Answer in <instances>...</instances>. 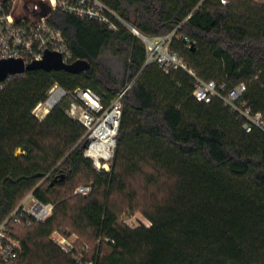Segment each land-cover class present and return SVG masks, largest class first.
Returning a JSON list of instances; mask_svg holds the SVG:
<instances>
[{
  "label": "trees",
  "instance_id": "trees-1",
  "mask_svg": "<svg viewBox=\"0 0 264 264\" xmlns=\"http://www.w3.org/2000/svg\"><path fill=\"white\" fill-rule=\"evenodd\" d=\"M102 1L145 36L175 32L170 47L189 70L224 94L246 83L237 103L264 113V2ZM54 22L90 68L32 69L0 89V224L31 192L55 204L22 233L10 221L23 244L18 264H76L52 239L65 224L92 237L96 264H264V130L247 132L219 97L198 101L188 70L147 64L143 39L123 23L113 31L74 15ZM56 83L92 89L105 108L126 90L110 171L85 156L87 129L67 100L42 121L34 115ZM78 180L91 182L89 195L75 194ZM115 195L151 226L120 222Z\"/></svg>",
  "mask_w": 264,
  "mask_h": 264
},
{
  "label": "built area",
  "instance_id": "built-area-1",
  "mask_svg": "<svg viewBox=\"0 0 264 264\" xmlns=\"http://www.w3.org/2000/svg\"><path fill=\"white\" fill-rule=\"evenodd\" d=\"M230 1L221 0V3L227 5ZM61 15H74L86 21H94L113 31L118 28L117 21L123 23L143 39L148 53L147 64L156 63L166 73L175 68L188 70L196 79L194 96L198 101L209 103L213 97H219L239 113L247 132L253 126L264 130V113H253L247 104L240 106L237 103L247 90L246 83L242 82L226 94L222 93L215 81L198 78L187 68L183 58L172 51L170 45L175 32L158 37L145 36L102 0H0V64L4 60L20 59L29 65L43 61L48 52L61 54L63 62L67 64L76 61L68 37L54 22V18ZM186 41L189 47L192 46L190 39L186 38ZM17 75L20 74L9 75L6 80ZM5 81L0 83V89ZM220 88L225 89V86L221 85ZM125 94L126 90L120 92L110 106L105 108L101 96L92 89L77 87L66 90L56 83L50 89L47 99L40 102L33 113L42 121L54 107L67 100V114L87 129L85 156L92 160L96 170L110 171L117 147ZM109 118L115 122L108 129H102ZM92 190V184L82 185L77 187L75 194L87 196ZM54 209V203L43 202L33 192L29 193L0 224V262L18 264L23 251L22 241L10 229L11 220L25 219L28 224L32 221L45 222L53 215ZM52 239L76 264H96V257L92 255L93 248L86 245L81 249L78 240L65 235L62 229L54 231ZM106 241L114 242L110 238H106Z\"/></svg>",
  "mask_w": 264,
  "mask_h": 264
},
{
  "label": "water",
  "instance_id": "water-1",
  "mask_svg": "<svg viewBox=\"0 0 264 264\" xmlns=\"http://www.w3.org/2000/svg\"><path fill=\"white\" fill-rule=\"evenodd\" d=\"M194 48V45H192ZM90 68V63L86 60H76L73 63L67 64L63 62L61 54L57 52H48L45 59L41 62L25 65L20 59L4 60L0 64V83L5 81L9 75L23 74L32 69L65 70L73 74H79ZM86 147V144L84 145ZM54 182H52V185Z\"/></svg>",
  "mask_w": 264,
  "mask_h": 264
},
{
  "label": "rangeland",
  "instance_id": "rangeland-1",
  "mask_svg": "<svg viewBox=\"0 0 264 264\" xmlns=\"http://www.w3.org/2000/svg\"><path fill=\"white\" fill-rule=\"evenodd\" d=\"M88 183H91V182L86 181V180H78L77 183L75 184L74 192L77 189V187L82 186V185H87ZM140 193L142 194V191H140ZM143 200H144V198L142 197L141 201H143ZM112 201L118 203L119 209H121V212L119 215L120 222L125 223L126 225H128L132 228L138 227L140 225H145L147 227L151 226V222L141 212H139V211L133 212L131 210H128V201L127 200L122 199L121 197L115 195V196H113ZM12 225H13L15 232H17V233H22L23 231L27 230L26 220H24V221L23 220L22 221H13ZM63 227L64 228H62V232L67 236H71L74 239H77L79 247L81 249H83V247H85L88 244H89V246L94 244L91 236L78 234V233L74 232V230L67 224L63 225ZM90 247H92V246H90Z\"/></svg>",
  "mask_w": 264,
  "mask_h": 264
},
{
  "label": "bare ground",
  "instance_id": "bare-ground-1",
  "mask_svg": "<svg viewBox=\"0 0 264 264\" xmlns=\"http://www.w3.org/2000/svg\"><path fill=\"white\" fill-rule=\"evenodd\" d=\"M115 121L112 118H109L106 123L103 125L102 129H108L110 124H113Z\"/></svg>",
  "mask_w": 264,
  "mask_h": 264
},
{
  "label": "crops",
  "instance_id": "crops-1",
  "mask_svg": "<svg viewBox=\"0 0 264 264\" xmlns=\"http://www.w3.org/2000/svg\"><path fill=\"white\" fill-rule=\"evenodd\" d=\"M256 1H258V2H264V0H256Z\"/></svg>",
  "mask_w": 264,
  "mask_h": 264
}]
</instances>
